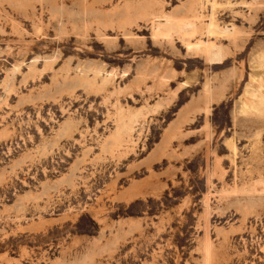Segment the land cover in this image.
<instances>
[{
	"label": "rangeland",
	"instance_id": "374dc122",
	"mask_svg": "<svg viewBox=\"0 0 264 264\" xmlns=\"http://www.w3.org/2000/svg\"><path fill=\"white\" fill-rule=\"evenodd\" d=\"M0 264H264V0H0Z\"/></svg>",
	"mask_w": 264,
	"mask_h": 264
},
{
	"label": "bare ground",
	"instance_id": "6f19581e",
	"mask_svg": "<svg viewBox=\"0 0 264 264\" xmlns=\"http://www.w3.org/2000/svg\"><path fill=\"white\" fill-rule=\"evenodd\" d=\"M229 31V30H228ZM208 46H210V42L204 41V40H197V41H191L188 40L186 42V48L188 51H206ZM216 46L212 45L207 52H209V59L212 62L215 61H222L223 60V52L221 50H216Z\"/></svg>",
	"mask_w": 264,
	"mask_h": 264
}]
</instances>
